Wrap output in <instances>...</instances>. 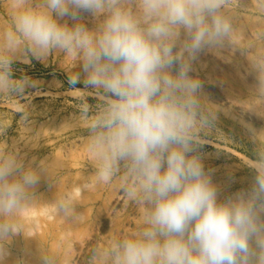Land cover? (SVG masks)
Wrapping results in <instances>:
<instances>
[{
  "label": "clouds",
  "instance_id": "9594fccd",
  "mask_svg": "<svg viewBox=\"0 0 264 264\" xmlns=\"http://www.w3.org/2000/svg\"><path fill=\"white\" fill-rule=\"evenodd\" d=\"M5 3L0 97L22 101L35 86L16 75L17 62L53 52L70 58L68 83L80 93L78 118L87 129L95 184L118 181L141 206L139 226L94 247L90 264H264V126L239 118L250 152L246 178L233 187L240 181L229 171L226 185L216 182L206 147L221 130L219 111L196 68L205 52H239L252 77L242 110L264 120V30L235 43L249 0ZM257 8L264 16V3ZM18 113L27 125L28 107ZM60 166L50 158L26 160L14 145L0 147V264H29L24 256L12 259L10 244L17 236L31 239L20 214L35 202L42 179L53 188ZM90 186L60 193L56 214L81 219L77 198ZM38 262L58 264V258L41 248Z\"/></svg>",
  "mask_w": 264,
  "mask_h": 264
},
{
  "label": "rangeland",
  "instance_id": "374dc122",
  "mask_svg": "<svg viewBox=\"0 0 264 264\" xmlns=\"http://www.w3.org/2000/svg\"><path fill=\"white\" fill-rule=\"evenodd\" d=\"M249 3L251 6L239 13L241 29L235 41L237 45L257 39V30H264V16H260L257 8L264 0H249ZM7 15L5 0H0V24ZM72 67L70 58L56 52L42 61L17 62L16 75L28 76L35 86L26 91L22 101L0 97V130L6 131V135H0V147L14 145L26 160L50 158L61 165L53 170V188L42 179L35 202L20 214L26 235L31 239L17 236L10 244L12 259L24 256L29 264H39L41 248L55 253L58 264H90L94 247L106 246L111 238L134 230L140 223L141 206L123 195L118 181L95 184L87 129L78 118L80 93L68 83ZM196 68L209 102L219 111L221 129L207 141L206 165L215 169V180L221 185L227 184L229 171H235L240 183L233 187H239L246 178L250 159L239 118L250 120L257 127L264 126V120L242 110L249 106L252 83L247 61L239 52L226 48L203 53ZM88 102H94L93 98L89 97ZM21 106L28 107L30 112L27 125L20 120ZM85 182L91 186L77 198L82 218L69 222L56 214L53 201L58 195Z\"/></svg>",
  "mask_w": 264,
  "mask_h": 264
},
{
  "label": "bare ground",
  "instance_id": "6f19581e",
  "mask_svg": "<svg viewBox=\"0 0 264 264\" xmlns=\"http://www.w3.org/2000/svg\"><path fill=\"white\" fill-rule=\"evenodd\" d=\"M137 206H138V205H137ZM140 208H141V207H140ZM125 218H126V217H125ZM128 220H129V218H128ZM132 221H133V220H132ZM137 222H139V221H137ZM122 223H123V222H122ZM122 223H121V225H123ZM135 223H136V222H134V224H135ZM130 224H131V223H130ZM130 224H129V225H130ZM136 224H137V223H136ZM139 224H140V223H139ZM124 225H125V224H124ZM137 225H138V224H137ZM137 225H136V226H137ZM120 228H121V227H120ZM122 228H123V227H122ZM135 229H136V228H135ZM128 230H129V229H128ZM124 231H125V228H124ZM126 232H127V231H126Z\"/></svg>",
  "mask_w": 264,
  "mask_h": 264
}]
</instances>
